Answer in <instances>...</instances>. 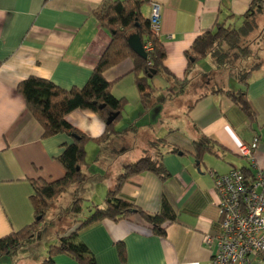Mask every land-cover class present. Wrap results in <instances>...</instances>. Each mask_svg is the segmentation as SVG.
I'll use <instances>...</instances> for the list:
<instances>
[{
    "label": "crops",
    "instance_id": "obj_1",
    "mask_svg": "<svg viewBox=\"0 0 264 264\" xmlns=\"http://www.w3.org/2000/svg\"><path fill=\"white\" fill-rule=\"evenodd\" d=\"M139 1L144 19L149 18L152 4L160 6L158 41L165 52V69L178 81L189 82L192 73L208 80L197 88L204 92L182 110L185 124L167 128L159 118L157 108L163 106L160 116L164 117L168 110L165 100L171 99L169 90L175 86L162 75L150 80L154 94L150 106L143 108L130 58L103 73L111 95L125 103L116 125L121 132L114 137L118 145H109L113 137L105 144L94 142L105 132L104 123L94 113L77 110L66 121L88 139L84 147V194L89 193L93 183L101 186L98 191L104 197L124 166L146 154L163 153L162 164L168 177L160 179L150 172L133 176L124 183L119 197L149 214L159 211L165 197L175 221L165 227V236L160 237L136 216L118 222L103 220L80 230L77 240L89 249L95 264H210L216 248L203 240L219 233L218 197L211 172L224 175L246 167L253 173L264 167V64L252 72L248 82L246 97L254 114L253 119H248L226 95L214 93L219 90L211 86L219 71L216 62L211 57L203 58L187 73L186 53L198 36L213 31L216 25L240 24L251 0H231L229 6L228 0ZM101 3L102 0H0V239L34 221L32 182L62 178L64 169L56 159L63 146L72 143L66 134L42 137V127L27 110L17 86L36 77L63 90L82 88L111 44L109 31L93 16ZM230 80L232 84L229 82L223 90L241 88L234 76L226 78L227 83ZM174 90L179 98L189 94L179 93L178 87ZM125 134L127 137H123ZM201 136L213 141L221 154L217 158L220 163L209 162L208 171H202L193 157V142ZM160 140L165 142H160L157 149L150 148L152 142ZM254 141L257 147L251 167L238 152L241 146ZM172 149L179 152L172 153ZM118 244L124 247V261L118 256ZM28 249L5 255L0 264H18L20 256L28 264H41L42 256H31ZM54 261L77 264L63 255Z\"/></svg>",
    "mask_w": 264,
    "mask_h": 264
},
{
    "label": "trees",
    "instance_id": "obj_2",
    "mask_svg": "<svg viewBox=\"0 0 264 264\" xmlns=\"http://www.w3.org/2000/svg\"><path fill=\"white\" fill-rule=\"evenodd\" d=\"M140 6L139 0H102L93 12L98 23L109 31L111 44L82 88L63 90L48 80L36 77H29L17 86V92L23 98L27 110L42 127V137L49 138L66 134L72 138V143L64 145L62 153L56 159L64 169L62 178L52 182H32L30 202L34 211V221L20 231L0 239V258L5 255L10 256L19 248L32 244L36 233L45 221L50 205L58 196L74 186L77 188L74 191L76 194H73L79 196L78 190L82 189L86 180L83 172L86 165L84 147L88 139L76 132L68 124L66 117L77 110L96 114L105 125L103 136L94 140L98 145L105 144L110 138L121 134L116 130V125L121 118L125 103L111 95L110 85L103 77L106 69L119 61L130 58L133 63L135 85L140 103L146 109L150 106L154 94L150 80L157 75L173 81L174 87L179 86V93H182V89L187 85V79L178 81L165 69L164 49L158 38L152 35L149 20L141 16ZM262 14L264 15V0H251L238 26L218 24L213 31H207L198 36L186 53V72L190 73L197 61L206 57H211L219 68L225 65L229 56H232L231 52L239 50L240 44L254 30L257 18ZM133 34L138 36L143 46L147 43L152 46V51L147 53L145 60L136 56L127 44L128 37ZM245 58L246 56L242 57L243 60ZM262 64L264 62L234 73V78L241 86L239 90L219 89L214 92L226 95L248 119H253L254 114L246 97V89L252 72ZM153 72L155 74H152ZM101 105L104 106L103 109H99ZM110 114H118V116L107 125L106 120ZM159 142L165 141H156L157 144ZM152 144L150 148H158ZM193 145V157L198 166L202 164V159L206 154L221 158L214 142L204 136L194 141ZM178 152L177 149H172V153ZM163 155L159 151L153 156L146 154L136 162L124 166L101 205H94L86 199L76 197L66 211L70 215L71 227L64 231L61 229L56 233L57 243L47 248L46 256L41 264H56L54 259L60 255L74 260L77 264H95L89 249L77 240V234L80 230L103 220L118 222L136 216L150 229L151 233L160 237L165 236V227L175 221V214L165 197L162 198L160 209L156 214L145 213L119 197L122 186L133 176L150 172L160 179H166L168 173L162 164ZM240 170L248 178L251 177L252 172L248 168L243 167ZM86 209L88 215L84 217L83 213ZM117 251L120 260L124 261L125 251L122 244L117 245Z\"/></svg>",
    "mask_w": 264,
    "mask_h": 264
},
{
    "label": "built area",
    "instance_id": "obj_3",
    "mask_svg": "<svg viewBox=\"0 0 264 264\" xmlns=\"http://www.w3.org/2000/svg\"><path fill=\"white\" fill-rule=\"evenodd\" d=\"M148 20L152 35L158 38L161 30L158 4H152ZM143 50L146 54L151 52V44H145ZM256 147L254 141L239 148V157L251 167ZM211 178L218 197L219 233L203 240L216 248L210 264H264V167L256 168L249 178L239 169L224 175L211 172Z\"/></svg>",
    "mask_w": 264,
    "mask_h": 264
},
{
    "label": "rangeland",
    "instance_id": "obj_4",
    "mask_svg": "<svg viewBox=\"0 0 264 264\" xmlns=\"http://www.w3.org/2000/svg\"><path fill=\"white\" fill-rule=\"evenodd\" d=\"M230 1H227V5H230ZM235 26H238L235 24ZM231 57L229 56L228 62L225 63V65H222L220 68H217L219 71H217L214 81L211 84V86L214 89H225L228 88L229 82L232 84V81H226V78L228 76H234L235 72H239V70H245L244 68H252L256 64L263 63L264 62V15H260L257 18V25L254 28V30L244 39V41L240 44L239 50H235L234 52H231ZM239 56H241L239 58ZM246 58L243 60L242 57ZM248 59V61H247ZM223 69V70H222ZM199 74L192 73L190 74L191 80L187 82V85L182 89L185 91V93L189 92V94L184 95L183 98H179L175 94V90L177 87H174V89L169 90V95L171 97L170 100H165L166 106L168 107L167 113L164 117L160 116V113L162 111V105L158 106L157 111L159 113V118L165 125V127L170 128L173 125H176L177 123H184L186 119H183L182 117V110L187 109L189 105L191 104L192 100L196 99V95H200L204 92L205 89H197L200 86H203L205 81L208 80H201L198 76ZM219 78H222L221 80ZM179 87V86H178ZM180 91V90H179ZM139 112V111H138ZM134 114V113H133ZM135 116V115H134ZM141 125V124H140ZM128 134V133H127ZM127 134H125L123 137H125ZM127 137V136H126ZM125 139V138H123ZM120 142L118 139L112 138V141L109 143L110 146H116ZM154 147H159L156 141L152 142ZM206 162L202 163L200 165V168L202 171H208L211 169L209 166L210 163H220L215 156L205 155ZM238 161V159H236ZM208 162V163H207ZM224 165V164H222ZM228 167V166H227ZM113 168V167H112ZM224 169V167H223ZM213 171V170H210ZM197 172V171H196ZM203 173V172H201ZM101 186L97 184L90 183L89 187L90 191L87 194V192H83V188L78 190L79 196H74L73 193H75L72 188H69L66 192H64L62 195L58 196L55 202L50 205L47 215L45 218V221L43 222L42 226L36 233V236L34 238V241L32 244H30L28 247H21L16 252L22 253L27 252V250L22 251V248H29L28 251H31V256L33 254H37L36 256H42L40 261H43L42 259L45 258L47 248L52 245L56 244L57 240L54 239V236H56L55 233H57L59 230L65 227L67 229L68 227H71V219L69 213L66 211L70 208L71 203L76 197H81L83 199H86L87 201H90L94 205H101L104 201V197H102L103 194H99L98 189ZM76 194V193H75ZM99 195V196H98ZM106 195V194H105ZM85 206L86 203H85ZM88 215V210L86 209L83 213V216ZM5 258V257H3ZM21 259H19L18 264H28L23 257L20 256ZM11 261V258H7ZM12 263V262H11ZM30 264V263H29Z\"/></svg>",
    "mask_w": 264,
    "mask_h": 264
},
{
    "label": "water",
    "instance_id": "obj_5",
    "mask_svg": "<svg viewBox=\"0 0 264 264\" xmlns=\"http://www.w3.org/2000/svg\"><path fill=\"white\" fill-rule=\"evenodd\" d=\"M127 44L129 46V48L131 49V51L138 56L139 58L145 60L147 58V54L144 52L143 50V45L140 42V39L138 38L137 35L133 34L130 35L127 39ZM152 74H155L154 72ZM104 106L101 105L99 106V109H103ZM118 116V114H110L106 120V124L109 125L112 121H114L116 119V117ZM198 165V163H197Z\"/></svg>",
    "mask_w": 264,
    "mask_h": 264
}]
</instances>
